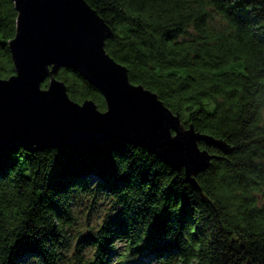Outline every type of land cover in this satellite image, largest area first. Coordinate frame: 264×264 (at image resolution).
Wrapping results in <instances>:
<instances>
[{"label": "trees", "instance_id": "obj_1", "mask_svg": "<svg viewBox=\"0 0 264 264\" xmlns=\"http://www.w3.org/2000/svg\"><path fill=\"white\" fill-rule=\"evenodd\" d=\"M86 1L129 80L231 149L199 143L214 155L199 187L116 138L75 152L0 149V264H264V0ZM16 16L0 0V78L14 73ZM56 77L105 109L78 71ZM84 202L107 205L96 228L77 226Z\"/></svg>", "mask_w": 264, "mask_h": 264}, {"label": "water", "instance_id": "obj_2", "mask_svg": "<svg viewBox=\"0 0 264 264\" xmlns=\"http://www.w3.org/2000/svg\"><path fill=\"white\" fill-rule=\"evenodd\" d=\"M11 1L17 12L8 41L14 73L0 78V149L75 152L116 138L184 168L196 186V175L214 157L199 143L231 149L223 139L186 127L156 92L129 80L128 68L105 48L112 28L86 0ZM63 67L95 86L105 109L91 98L73 100L56 77Z\"/></svg>", "mask_w": 264, "mask_h": 264}, {"label": "rangeland", "instance_id": "obj_3", "mask_svg": "<svg viewBox=\"0 0 264 264\" xmlns=\"http://www.w3.org/2000/svg\"><path fill=\"white\" fill-rule=\"evenodd\" d=\"M77 212H79V227H84L87 225H92L96 228L98 224H100L107 213V205L105 203H99V205H95L93 209H90L89 202H84L83 204H79L76 206ZM119 246H121L119 244ZM144 258L143 260H145ZM21 264H37L31 259L24 258ZM69 264V263H66Z\"/></svg>", "mask_w": 264, "mask_h": 264}]
</instances>
